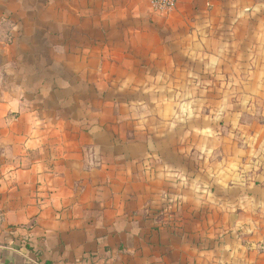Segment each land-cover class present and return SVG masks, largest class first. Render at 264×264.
Instances as JSON below:
<instances>
[{
	"label": "crops",
	"instance_id": "1",
	"mask_svg": "<svg viewBox=\"0 0 264 264\" xmlns=\"http://www.w3.org/2000/svg\"><path fill=\"white\" fill-rule=\"evenodd\" d=\"M0 264H264V0H0Z\"/></svg>",
	"mask_w": 264,
	"mask_h": 264
},
{
	"label": "built area",
	"instance_id": "2",
	"mask_svg": "<svg viewBox=\"0 0 264 264\" xmlns=\"http://www.w3.org/2000/svg\"><path fill=\"white\" fill-rule=\"evenodd\" d=\"M150 7L157 13L168 14L172 12L179 0H146Z\"/></svg>",
	"mask_w": 264,
	"mask_h": 264
}]
</instances>
